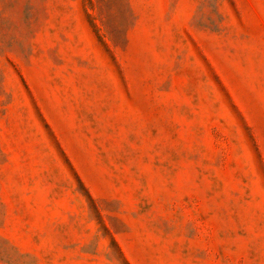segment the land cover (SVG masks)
Here are the masks:
<instances>
[{
  "label": "rangeland",
  "instance_id": "obj_1",
  "mask_svg": "<svg viewBox=\"0 0 264 264\" xmlns=\"http://www.w3.org/2000/svg\"><path fill=\"white\" fill-rule=\"evenodd\" d=\"M0 264H264V0H0Z\"/></svg>",
  "mask_w": 264,
  "mask_h": 264
}]
</instances>
